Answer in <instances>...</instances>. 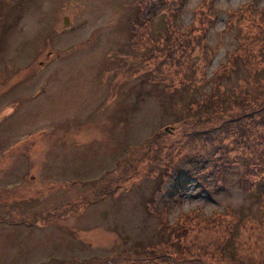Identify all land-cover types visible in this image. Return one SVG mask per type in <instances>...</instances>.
Returning <instances> with one entry per match:
<instances>
[{
	"label": "rangeland",
	"instance_id": "obj_1",
	"mask_svg": "<svg viewBox=\"0 0 264 264\" xmlns=\"http://www.w3.org/2000/svg\"><path fill=\"white\" fill-rule=\"evenodd\" d=\"M155 2L0 0V264H264V0Z\"/></svg>",
	"mask_w": 264,
	"mask_h": 264
},
{
	"label": "trees",
	"instance_id": "obj_2",
	"mask_svg": "<svg viewBox=\"0 0 264 264\" xmlns=\"http://www.w3.org/2000/svg\"><path fill=\"white\" fill-rule=\"evenodd\" d=\"M152 1L155 2V0H152ZM162 1L163 0H157V2H155L157 4H155V5L150 4L149 5L147 12L142 17V22L144 21L145 23H148L150 21L149 19H151L152 17L155 16L156 10L161 8V6L163 5ZM150 12H152V13L150 14ZM140 13H141V11L136 12L137 15ZM206 18H207L206 19L207 25H209V24L212 25V19L209 17V15ZM233 58L235 59V56H233ZM233 68L236 69L235 64H233ZM187 78L191 82L193 79L192 73L189 72ZM215 89H216V87L212 88L213 93H214ZM211 96H212L211 93H208V97H206V95H205V97H204L205 100L202 101V103H203L202 105L199 103L200 101L196 100L197 101L196 102L197 103V105H196L197 110L196 111H200L202 109V107H204V106L206 107L208 105L210 106L211 104H213V106L218 105V101H211L210 102L208 100ZM233 98H234V96H233ZM206 101L208 102L207 105L204 103ZM221 103H223L224 106L227 104V102L223 99L220 100V105H221ZM207 109H209V107ZM197 114H198V112H197ZM240 116H242V114L238 115L237 117L232 118L230 123L234 124L233 125L234 129L237 132H240V136L242 137L246 130L243 127V124L239 123ZM211 128H213V126L208 128L209 131H214V132L212 134H209L205 138V141H211L213 143L214 150L212 151V153L209 154L208 156H206L204 154L198 163H197L196 158H195L196 156H189V157H187V159H184L181 162H177V164H175V166H174V168H175V181L176 182L179 181V183L175 186L176 189H175V192L173 193L175 198L178 197V195H179L177 192L178 188L186 186L187 183L191 180L190 177H194V178L198 179L204 185L207 184V182L210 179H212L213 181L216 182L217 189H219L221 187L220 186L221 184H219V183H221L220 181H222V176H223L226 168L229 165H231L227 161V154L228 153H226V151L229 152L232 149V147H228L229 142H227L228 144L224 143V137L227 136V132L229 131V127L227 125H219V126H216L217 131H215ZM223 134H225V136H223ZM247 135H248V133H247ZM213 137H215L216 142L219 144L217 146V148H215L216 142L213 141ZM256 192H257L258 200H264V179L256 184ZM161 204H163V197H162ZM177 226L178 225H175V227H177ZM181 226L182 225H180V227ZM175 227L173 228V230H175ZM182 235H184V232H182ZM228 251H229L228 252L229 254L231 252L233 255V251L231 249H229V247H228Z\"/></svg>",
	"mask_w": 264,
	"mask_h": 264
},
{
	"label": "water",
	"instance_id": "obj_3",
	"mask_svg": "<svg viewBox=\"0 0 264 264\" xmlns=\"http://www.w3.org/2000/svg\"><path fill=\"white\" fill-rule=\"evenodd\" d=\"M65 20H66V22L68 21L67 18Z\"/></svg>",
	"mask_w": 264,
	"mask_h": 264
}]
</instances>
